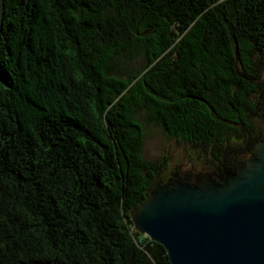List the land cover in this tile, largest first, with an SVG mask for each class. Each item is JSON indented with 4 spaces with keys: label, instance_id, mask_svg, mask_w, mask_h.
<instances>
[{
    "label": "trees",
    "instance_id": "obj_1",
    "mask_svg": "<svg viewBox=\"0 0 264 264\" xmlns=\"http://www.w3.org/2000/svg\"><path fill=\"white\" fill-rule=\"evenodd\" d=\"M3 3L0 264H170L130 219L164 169L139 116L208 149L251 131L264 0Z\"/></svg>",
    "mask_w": 264,
    "mask_h": 264
},
{
    "label": "water",
    "instance_id": "obj_2",
    "mask_svg": "<svg viewBox=\"0 0 264 264\" xmlns=\"http://www.w3.org/2000/svg\"><path fill=\"white\" fill-rule=\"evenodd\" d=\"M259 120L264 128V101ZM253 156L237 173H201L193 186L168 184L178 170L164 168L130 212L135 231L161 245L170 264H264V140Z\"/></svg>",
    "mask_w": 264,
    "mask_h": 264
},
{
    "label": "flooded vegetation",
    "instance_id": "obj_3",
    "mask_svg": "<svg viewBox=\"0 0 264 264\" xmlns=\"http://www.w3.org/2000/svg\"><path fill=\"white\" fill-rule=\"evenodd\" d=\"M250 117L252 121L251 131L249 129L248 131H238L236 127L228 128L229 130L223 133L220 140L212 142L209 149L205 148L204 144L194 146L193 142L181 139V144L187 145L192 153L196 151V156L194 154L193 156L187 155L186 159L181 162V167L175 168V170H178V174L181 175V183H186L191 186L194 185V178L200 174L198 171L199 165L195 164L197 160H200L205 169L209 171L207 173L216 176L225 173H237L248 161L252 160L254 158L253 147L264 140V133L259 125H256L254 116L250 115ZM232 129L235 130L233 131ZM252 139V146H249V142ZM160 164L165 166L166 162L163 161ZM196 165H198L197 168L195 167Z\"/></svg>",
    "mask_w": 264,
    "mask_h": 264
},
{
    "label": "rangeland",
    "instance_id": "obj_4",
    "mask_svg": "<svg viewBox=\"0 0 264 264\" xmlns=\"http://www.w3.org/2000/svg\"><path fill=\"white\" fill-rule=\"evenodd\" d=\"M139 119L144 123L145 126L146 138L143 154L148 161L154 162L156 164H160L165 161L166 164L164 168H169L171 171H173L175 168L177 169V167L180 166L181 162L186 159L187 155L193 156L194 154V156H196V151L192 153L191 149L187 145L181 144V142H177L175 139L167 137L155 126L145 123L143 115H140ZM255 122L261 128L260 120ZM195 162V164L199 165L198 171L200 174L209 172L205 169L200 160ZM198 165L195 167L197 168ZM202 166L203 168L201 169ZM164 170L160 173V181L162 180L163 176H165L163 173Z\"/></svg>",
    "mask_w": 264,
    "mask_h": 264
}]
</instances>
